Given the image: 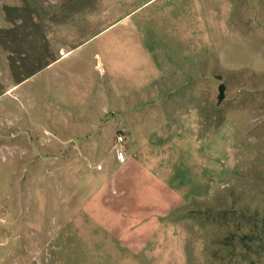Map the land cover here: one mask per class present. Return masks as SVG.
<instances>
[{
    "label": "rangeland",
    "instance_id": "1",
    "mask_svg": "<svg viewBox=\"0 0 264 264\" xmlns=\"http://www.w3.org/2000/svg\"><path fill=\"white\" fill-rule=\"evenodd\" d=\"M100 1L0 0V264H134L135 249L99 223L95 202L123 132L116 122H100L96 132L94 122L71 115V81L105 80L93 49L105 20ZM241 1L249 49L242 43L236 68L220 75L222 101L219 90L206 91L207 109L237 126L236 167L208 200L175 212L203 222L207 264H264V0ZM64 34L94 37L59 58L78 44Z\"/></svg>",
    "mask_w": 264,
    "mask_h": 264
},
{
    "label": "crops",
    "instance_id": "2",
    "mask_svg": "<svg viewBox=\"0 0 264 264\" xmlns=\"http://www.w3.org/2000/svg\"><path fill=\"white\" fill-rule=\"evenodd\" d=\"M96 7L105 19L93 47L104 83L85 71L92 79L72 80L68 90L75 120L94 122L96 132L98 123L116 122L126 139L127 158L105 165L95 194L99 223L135 249L134 264H207L205 227L175 212L208 200L236 167L237 126L207 109L206 91L224 84L220 75L236 68L242 43L249 49L242 1L101 0ZM92 37L60 35L78 44L59 58ZM111 135L105 124L104 137ZM101 147L95 140L90 148Z\"/></svg>",
    "mask_w": 264,
    "mask_h": 264
},
{
    "label": "built area",
    "instance_id": "3",
    "mask_svg": "<svg viewBox=\"0 0 264 264\" xmlns=\"http://www.w3.org/2000/svg\"><path fill=\"white\" fill-rule=\"evenodd\" d=\"M126 139L122 134L117 136V155L120 160L127 158Z\"/></svg>",
    "mask_w": 264,
    "mask_h": 264
},
{
    "label": "trees",
    "instance_id": "4",
    "mask_svg": "<svg viewBox=\"0 0 264 264\" xmlns=\"http://www.w3.org/2000/svg\"><path fill=\"white\" fill-rule=\"evenodd\" d=\"M226 92V87H225V84H221L220 85V87H219V93H218V100L219 101H222L224 98H225V93ZM189 216H192V215H189ZM192 217H194V216H192ZM194 218H196V217H194ZM198 219V218H197ZM196 219V220H197ZM199 220V219H198ZM197 220V221H198ZM198 222H200V221H198ZM201 224H203V222H200ZM204 225V224H203ZM245 236H248V235H245ZM212 254V253H211ZM210 253H209V256H210V258L211 257H213V255H211Z\"/></svg>",
    "mask_w": 264,
    "mask_h": 264
}]
</instances>
